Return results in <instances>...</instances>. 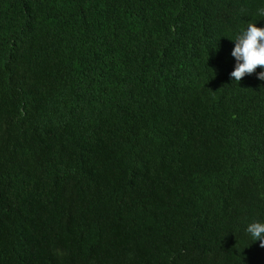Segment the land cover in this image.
<instances>
[{"label":"trees","instance_id":"1","mask_svg":"<svg viewBox=\"0 0 264 264\" xmlns=\"http://www.w3.org/2000/svg\"><path fill=\"white\" fill-rule=\"evenodd\" d=\"M264 0H0V264H264Z\"/></svg>","mask_w":264,"mask_h":264},{"label":"clouds","instance_id":"2","mask_svg":"<svg viewBox=\"0 0 264 264\" xmlns=\"http://www.w3.org/2000/svg\"><path fill=\"white\" fill-rule=\"evenodd\" d=\"M258 14L264 17V8L259 9ZM233 41L235 46L231 55L236 63L230 77L238 83L246 74H253L258 66L264 68V27L248 23L246 30H242ZM257 78L264 81V71L259 72ZM246 232L264 248V222L248 224Z\"/></svg>","mask_w":264,"mask_h":264}]
</instances>
